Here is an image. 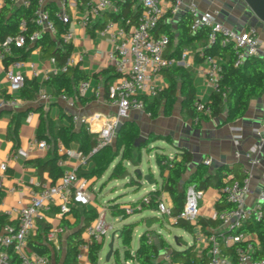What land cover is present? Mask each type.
Masks as SVG:
<instances>
[{
	"label": "crops",
	"instance_id": "0c3cea01",
	"mask_svg": "<svg viewBox=\"0 0 264 264\" xmlns=\"http://www.w3.org/2000/svg\"><path fill=\"white\" fill-rule=\"evenodd\" d=\"M115 1L116 5L104 12L103 15L94 21L88 28L83 27L80 23L86 12L83 0H78L77 6H70L67 8L68 14L71 18V22L67 29H69L74 36L70 43L72 45L70 58L73 59L74 65H79L80 69L89 76V79L87 80L89 82V87L87 88L85 95L77 99V106L75 109L67 108L66 104L59 99L60 94L56 93L53 85L47 82L46 76L51 74L58 67L56 62L52 61V57L48 58L43 56L41 47L33 49L27 59L22 61L24 66L21 68V71L24 73L26 80L29 82L26 88L32 91L37 87V91L34 93L32 99L22 97L20 91L16 94L20 103L15 109L6 108L0 110L3 111L2 114H0V215L7 216L6 212L12 207L18 206V204H28L32 193L40 190V187L37 186V184L40 183V179L34 162H50L54 156H57L58 162L59 160L64 161L63 166H60L58 163L63 171L76 170L79 171V174L88 172L93 166L94 163L91 159L89 160L87 166L81 165L78 159V155L80 154L79 144L75 140L66 144L62 139H55V131L58 126L72 125L74 131L78 132L84 127L86 131L95 135L97 138V131L88 130V126L86 124H81L79 122L75 123L72 116L77 115L81 118L92 119L101 117L102 119H106L116 115L117 113V108L111 105L110 101L105 98L104 88L106 77L99 75L111 66L109 53L113 50L114 46L111 35L104 31V27L108 21H116L114 18L119 13V8L117 6L119 1H128L134 11L141 9L142 6L139 0ZM195 1L202 12L215 15L220 22L232 28L237 33L243 32L245 29L250 27L249 25L241 22L242 12L238 9V4L241 3V0ZM190 2L191 0H183L184 6ZM44 4L46 8L53 13L59 7V0H44ZM162 4L168 11L171 1L164 0ZM4 5L5 1L0 0V9H2ZM184 13H186L184 7L173 17L167 13L161 21V25L164 26L161 35L166 32H171L177 38L178 25ZM116 22L119 25H122L121 19ZM134 25L135 24H132L130 27ZM45 33L53 40L54 47L64 49L66 44L62 40L61 34L59 36H53L48 32ZM260 37L262 44L260 46L259 56L264 58V38L262 35ZM201 49L202 47L198 42L190 45L191 53L187 59L185 67L193 78L199 100L206 102L213 92L206 76L208 65L206 62H196L193 54V51L196 52ZM32 64L35 65L34 69L31 67ZM7 68L3 65L0 52V83L2 86L0 98L11 97L7 91L9 86L6 78ZM34 71H37L38 75H35ZM93 75H98V78H94ZM118 81V77L111 80L109 83V89L112 86H115ZM32 82H35V84H31ZM155 83L162 90L169 85V79L161 73L155 78ZM42 93L47 94L49 96L48 99H41L40 95ZM76 95V91H74L70 96L76 97ZM152 101L153 100H150L149 102ZM14 115H19V117L12 118ZM124 120L127 122H136L140 128V136H143L144 139H147L150 135L167 136L169 138L168 141L159 140L150 145L149 148H153L155 156L157 153H164L170 158H173L183 150L190 151L193 155V160L188 166L186 177L188 174L194 172L200 164L203 163L205 165L204 161L207 158L212 160L210 165H205L208 169L214 166V162H218L222 167L225 166L228 169L233 170L235 173L245 177L244 170L249 168L245 154L251 147L260 145L261 149L259 150L258 155L261 159V164L256 167H250V185L252 194L248 196L247 203L252 204L257 200L258 193L263 185L264 137L255 134L253 129L258 127L264 121V95L258 98H253L249 104L246 114L234 122H227L226 114L223 113L219 118L202 122L199 128H194L191 120L181 114L180 96H178V100L174 106L171 116H164L161 107V112L157 118H152L145 110H132L129 116ZM11 122L13 123L12 129L9 128ZM16 127L17 130L15 131L14 129ZM235 127L242 129L240 132L242 138L238 144L234 140L235 134L238 133L234 131ZM39 134L42 136L41 139L37 138ZM35 138L46 141L50 146L49 149L42 150L37 147H31L30 142ZM19 149L26 150L28 156L22 157L16 155L17 150ZM144 150L148 151V149ZM236 153H239L241 156L237 158ZM155 156L154 159L156 162ZM2 164H6V170L2 169ZM156 170L159 177L157 178L156 175L154 176V171L150 173L149 176L153 177L154 180H152V183L147 182V184L151 186L148 192L155 191L160 187L161 178L157 163ZM216 170L214 169L212 172H215ZM43 178L45 179V185H51V179L47 172L43 174ZM94 180H96V183L92 185ZM97 183L98 180L96 178L89 181L88 190L92 194V199L89 204H71L70 212L65 213L62 216L60 215V209L55 207L51 212L45 213L43 218L38 219L37 226L33 234L35 235L38 231L43 233L45 228L48 227L46 242L52 249V256L50 258L51 264H65L66 240L68 234L80 228L85 223L89 225L99 217L101 210L99 209V204L97 203L98 192L95 189V185ZM148 192H146L144 196ZM129 193L130 192L123 193L124 198H121V196L118 195L117 197L110 199L108 203L103 206V208H108L111 201L123 203L125 204L123 207H128V205H132L141 199H134L132 197L133 195H129ZM220 195L219 190L214 187H210L204 192V195L200 200V221L213 219L214 214L217 213L215 204L220 199ZM160 200L168 201V204L172 205V198L166 192L161 194ZM145 211H148L150 214H146L133 221L137 222L140 227L144 226L145 230L141 232L138 237L136 249L132 250L131 247L132 253H134L139 247L141 236L148 230H151L150 233L154 236L151 241H153L156 245H159L160 240L166 241L176 250H182L186 246L195 245V251L198 252L199 255L208 257V245L204 242L201 244L196 243V235L197 232H199V229L196 226H194L193 231L191 232L181 228L182 233L178 236H174V241H171L169 238L170 236L166 234L165 231H167L170 235H173L172 231L168 228V225L170 224L174 226V224L168 219L162 218L156 210ZM143 212L144 211L135 212L134 216L140 215ZM96 215L97 217L90 220L92 216ZM106 216H109L112 221L121 223L120 229L117 231L121 230L124 224L130 223L129 219L133 217L130 215L129 218L123 220L121 216H113L109 208ZM8 218L12 222L16 220L15 216H10ZM87 218L89 220H87ZM148 220L152 221L149 229L146 228ZM199 220L198 224L202 227L201 230L205 235H239L238 228L234 229L233 233H230L222 226L220 221L218 223L216 222L214 226L208 224L203 227ZM136 227L134 228V231ZM54 230L57 231L56 239L54 241H50L49 234ZM240 235H242L243 243L251 245L258 244V237L256 233L244 230V232ZM82 238H84V232L82 234ZM179 239H181V243H178ZM104 245L105 240L103 248ZM222 249L225 256L227 255L228 257H232L234 254L233 243H224ZM101 251L99 252V261ZM165 254L168 253L163 252L159 258L164 261L165 264H178L166 261L164 259ZM132 262L138 264L134 261ZM78 263L90 264L88 256H85L83 260H78ZM0 264L7 263L0 261ZM9 264L14 263L10 260ZM16 264H19V262Z\"/></svg>",
	"mask_w": 264,
	"mask_h": 264
},
{
	"label": "built area",
	"instance_id": "2783aa9c",
	"mask_svg": "<svg viewBox=\"0 0 264 264\" xmlns=\"http://www.w3.org/2000/svg\"><path fill=\"white\" fill-rule=\"evenodd\" d=\"M10 1L15 5L28 7L31 0H3ZM86 7V12L81 19V25L88 28L94 21L99 19L104 12L113 8L116 5L115 0H83ZM164 0H139L142 8L139 14L137 23L126 28L119 25L116 21L110 20L104 27V31L108 32L113 40V50L109 53L111 66L114 67L115 73L119 75L118 83L110 88V104L117 108L116 115L106 119L99 118H81L73 115L75 123L86 124L88 130L97 131V145L92 153L111 144L115 138V129L119 122L126 119L132 110L144 111L145 102L154 100L161 90L155 83V78L162 73L163 70L177 66H186L187 59L191 53L190 48L185 47L182 51L179 60L168 59L165 53L169 46V37L166 34L159 36L155 35V30L158 24L164 19L167 13L172 17L177 15L184 7L186 12H189L192 17L191 32L195 33L202 27L210 29L209 43H214L218 37H221V45L234 44L236 49L235 66H240L247 56H258L262 40L259 30L250 26L243 32L237 33L232 28L220 22L217 17L210 13H204L200 10L197 2L191 0L189 4L184 6L183 0H170L171 5L168 11L163 7ZM78 0H59V7L55 12L49 11L44 0H38V7L35 10L34 22L38 30L28 36L31 43L36 42L45 32L53 36H57V25L55 20L69 26L71 18L67 8L77 6ZM27 22L22 20L20 29L27 28ZM73 33L67 29L61 33V38L65 44L71 43ZM14 43L16 47H24L27 38L24 35H18L14 39H8L4 46V53L10 54L11 48L9 43ZM1 59L3 54L1 53ZM55 62L54 58L52 59ZM207 63V80L212 90L218 89V81L221 78L222 63L218 57H208ZM68 65H74L73 59L69 58L61 68H56L51 74L46 76L49 81L52 76L64 73ZM24 66L23 62H16L6 69V78L8 80V93L10 98H0V110L11 108L15 109L20 103L16 94H18L25 84V75L21 71ZM34 64L31 65L34 69ZM38 75L37 71H34ZM89 82L84 80L79 85V95L84 96ZM2 86L0 83V91ZM48 95L42 93L40 98L48 99ZM59 99L63 101L67 108L75 109L77 103L74 99L67 96L65 93L59 95ZM195 106L199 111L209 113V109L205 108V103L201 100L195 102ZM241 128H234L238 132L234 136L235 142L238 144L242 138ZM253 132L258 136L264 137V121L258 127L253 129ZM31 147L38 149H49V144L44 140L33 139ZM260 145L251 147L245 154L249 168L244 170L245 177L243 180H235L226 184L222 191L226 195V199L233 207L224 212L215 213L213 219L219 220L225 229L232 231L239 229L242 224L249 220H260L264 217V175L263 185L258 193L257 200L252 203H247V198L252 194L250 185V167H256L261 164V159L258 155ZM16 155L27 157L28 153L24 149L17 150ZM241 155L236 153V157ZM78 159L81 165L87 166L90 160V155L79 154ZM59 165L63 166L64 161L59 160ZM205 165H210L212 160L205 159ZM2 169L6 170V164H2ZM89 183L86 179L81 178L76 170L64 171L62 178L51 185H43L39 191L32 193L28 204H18L6 212L7 217L15 216L16 220L5 225L0 232V261L10 263L7 253L8 249H12L19 264H51V259L45 256H40L31 253L28 248V239L34 233L38 219L43 218L45 213L51 212L55 207L60 209V215L70 212L71 204L87 205L91 202L92 194L89 192ZM204 192L190 186L187 190L186 201L182 211L178 215L173 214V206L167 204L164 200H159L157 204V213L165 219H168L173 224L179 220L189 222L199 229L196 235V243H206L208 245V258L206 261H199L195 264H264V259L255 260L252 257L254 250L253 245L244 244L242 235L236 234H211L205 235L202 232V227L198 224L200 217V200ZM143 204L149 203L148 197H143ZM142 203L134 207H127L126 212L132 214L138 212L142 208ZM108 208L104 207L99 217L90 223L84 230L83 242L79 246L78 260H83L88 256L89 245L92 242H102L106 239L107 233L112 229V224L106 220ZM57 236V231L54 230L49 234V240L54 241ZM147 238L151 240L152 235L148 233ZM226 243L234 244V256L227 257L223 254L222 246ZM164 259L170 261V256L165 254Z\"/></svg>",
	"mask_w": 264,
	"mask_h": 264
},
{
	"label": "trees",
	"instance_id": "16d2710c",
	"mask_svg": "<svg viewBox=\"0 0 264 264\" xmlns=\"http://www.w3.org/2000/svg\"><path fill=\"white\" fill-rule=\"evenodd\" d=\"M117 6L119 8V13L114 18L116 21L121 19L122 26L127 29L132 24L137 23L141 9L134 11L128 1H119ZM37 7L38 0H31V4L28 7L18 6L10 1H5V5L0 9V52L3 54L2 62L4 67L7 68L13 63L25 61L31 51L37 47H41L44 57L54 58L59 68L66 65L67 60L70 58L72 52V45L70 43L66 44L64 49L60 47L56 48L54 47L53 40L50 39L46 33L34 43L28 40V36L38 30L34 22V13ZM22 20H25L28 25L25 30L20 29ZM55 23L58 28L57 36L65 32L68 28L67 25L62 24L60 21L55 20ZM191 23L192 17L189 12H186L179 22L177 38L171 32L164 33L169 37V46L165 53V57L179 60L185 47L190 48V45L198 42L202 49L196 52L193 51L196 62L203 63L208 57H218L220 59L222 63V73L218 81V89L213 90L209 99L204 102L205 108L209 109V113L199 111L195 106V102L199 100V98L196 93L193 78L185 66L171 67L162 71L169 79V85L160 90L158 96L152 102L146 101L144 110L148 112L152 118H157L162 107L163 115L166 117L171 116L178 96H180L181 114L191 120L194 128H199L202 122L219 118L223 113L226 114L227 122H234L246 114L253 98L264 95V58L259 55L247 56L242 65L235 66L236 49L234 48V44L221 45L220 36L214 43H209L210 29L208 27H202L193 33L191 32ZM163 28L164 26H162L160 22L155 30V35H161ZM21 34L27 38L25 46L19 48L11 42L8 44L11 48V53H4V46L7 40L14 39ZM99 75L106 77L104 88L105 98L110 100L109 83L114 78L119 77V75L115 73L113 66H109ZM93 77L98 78V75H93ZM88 79L89 76L80 69L79 65H68L64 73L52 76L47 82L53 85L56 93H65L77 103V99L81 98L79 95V85L82 81ZM28 83L29 82L25 78V84L21 90V95L24 98L32 99L34 93L37 91V87L30 91L26 88ZM31 84H35V82ZM74 91H76L77 95L76 97H71L70 95ZM18 117L19 115H14L12 118ZM12 127L13 123L11 122L9 128L12 129ZM14 130L16 131L17 127ZM140 135V128L136 122H126L115 136L121 159L120 162L114 166L110 174V180L119 178L126 172L123 163L133 160L134 152H137L139 158L137 161L138 163H135V166H138L141 153L144 149L149 150L150 145L159 140H169L167 136L150 135L137 145L136 142ZM37 138L41 139L42 136L39 134ZM55 139H62L66 144L75 140L79 144L80 153L87 156L90 155V159L94 163L93 166L88 172L78 173L79 176L86 179L88 183L94 178L99 180L115 160L114 158L112 161H109L106 155L110 145L92 153L97 145V138L95 135L86 131L84 127L76 132L73 130L72 125L58 126L55 131ZM178 155L170 158L164 153L156 154V163L160 170L161 178L160 187L145 195V197L149 198L148 204H143V198H141L136 203L132 204L131 207L142 203L140 212L145 210H156L161 194L166 192L172 198L173 214L176 216L183 209L188 188L194 186L196 189L203 192L210 187L218 189L221 195L220 199L215 204L217 213L230 210L233 205L227 201L226 195L222 189L226 184L235 180L241 181L244 176L235 173L225 166H221L215 172L211 173L202 163L194 172L188 174L186 177L188 166L193 160V155L188 150H183L178 153ZM117 156H119V154L116 155V157ZM34 164L40 179V187L45 185V179L43 178L45 172L48 173L51 184H56L64 174L63 169L58 165L57 156H54L50 162L41 163L40 161H36ZM150 178L154 180L153 177ZM123 205L125 204L111 201L108 208L113 216H121L123 220H126L131 214L126 212L127 207H123ZM95 217H97V215L92 216L90 220ZM87 220L89 219L87 218ZM216 222L218 223L219 220L208 219L200 221L203 227L208 224L214 226ZM11 223L13 222L7 216L0 215V232L5 225ZM87 226L88 224L85 223L80 228L68 234L66 240L65 264H79L78 250L79 246L84 241L82 234ZM136 226H138L137 222L126 223L122 226L121 242L124 246V262L120 260V254L118 250H116L114 254V264H127L130 260L138 264H165L164 261L159 259L163 252L169 254L172 263L178 264H195L199 261H206L208 258L199 255V253L195 251V245L186 246L182 250L174 249L164 240H160L159 245H156L146 236L151 230H148L141 236L139 247L132 253V236ZM174 226L183 228L189 232L193 231L194 228V225L183 220H179ZM47 229L48 227L45 228L43 233L38 231L35 235L32 234L28 239V248L37 255L51 258L52 249L46 242ZM244 230L252 231L256 233L258 237V244L253 245L254 250L252 257L255 260L264 259V217L260 220L249 219L245 221L239 228V234L243 233ZM229 232L233 233V230ZM178 243H181V239L178 240ZM103 244L104 240L101 243L98 241L90 243L88 249L90 264H98L99 252L102 250ZM7 253L9 259L12 260L14 264L18 263L11 248L7 250ZM233 256L234 254L232 257Z\"/></svg>",
	"mask_w": 264,
	"mask_h": 264
},
{
	"label": "rangeland",
	"instance_id": "374dc122",
	"mask_svg": "<svg viewBox=\"0 0 264 264\" xmlns=\"http://www.w3.org/2000/svg\"><path fill=\"white\" fill-rule=\"evenodd\" d=\"M254 27H256L259 30L260 36L262 35V37L264 38V30H263L262 25L257 24V25H254ZM118 154H119V156L116 157V155H118ZM106 155L109 158V161H112L114 158H115V160L111 163V165L109 166L107 171L102 175V177L98 180V183L95 185V187H96L95 189L98 192L97 203L99 204L98 207L101 210V212L103 211V206H105L110 199H113V198L117 197L118 195H120L121 198H124L123 193L130 192L129 195H133L132 197L134 199L143 198L144 194L146 192H148L151 188V186L149 184H147V182L144 180V175L149 176L150 173L152 171H154V173H153L154 176L156 175L157 178L159 177V174L156 170V162L154 159L155 153L153 151V148L149 149L148 151H146V150L142 151L141 159H140L138 166H135V163H138L137 161L139 159L137 152H134L133 160L125 161L123 163V165L126 168V172L130 173L131 177L123 178V176L126 173L125 172L123 175L120 176V178H115L113 180H109L110 174H111L112 170L114 169V166L116 164H118L120 162V159H121V154H120V152H118V146H117L115 138L111 142L110 147H109ZM138 170L141 171V173H142L141 176L138 175V173H137ZM133 181H135V182H133ZM95 183H96V180H94L92 182V185H94ZM135 187H137V188H135ZM102 188H103V190L101 191ZM165 202L168 204V201H165ZM130 206L131 205H128V207H130ZM134 213L131 214L133 217H131L129 219L130 220L129 222H133V221L139 219L140 217H142L146 214H150L148 211H144L142 214L134 216L135 215ZM106 220L108 223L112 224V229H110L107 233L104 248L102 249V251L100 253L99 264H113L114 263V257L111 258L110 262L106 261V256L108 253V243L110 241V237H111L112 233H114L118 229H120V226H121V223H119L117 221H112L109 216H106ZM168 228L172 231L173 235H170L167 231H165V233L170 236L169 238L171 241H174V236H178L180 233H182L181 228H179L177 226H172L169 224ZM144 230H145L144 226L143 227H140V226L136 227V229L133 233V239H132V245H131L132 250L136 249L137 244H138V237H139L140 233L143 232ZM117 235L118 234H116V236ZM152 238H154V236H152ZM114 248L116 250H118V252L120 254V260L122 262H124V255H123L124 246H123L122 242L120 241V239L117 237H116L115 242H114ZM128 264H135V263H133L132 261H129Z\"/></svg>",
	"mask_w": 264,
	"mask_h": 264
},
{
	"label": "water",
	"instance_id": "95a60500",
	"mask_svg": "<svg viewBox=\"0 0 264 264\" xmlns=\"http://www.w3.org/2000/svg\"><path fill=\"white\" fill-rule=\"evenodd\" d=\"M238 9L242 12L241 22L243 24H247L249 26H254L257 24L262 25L264 30V0H241V3L238 4ZM3 111H0V114H2ZM127 121L123 120L119 122L115 129V134L117 135L120 131V129L123 127V125ZM144 140L143 136H140L136 142L138 145L141 141ZM221 167V164L218 162H214V166H212L209 171L212 172L214 169H219ZM138 175L141 176L142 173L140 170L137 171ZM131 177V174L126 172L123 178ZM144 180L148 183H152V180L150 179V176L144 175ZM152 221L148 220L146 223V228L149 229L151 227ZM116 234H118L117 238L121 239V230L116 231L112 233L111 240L108 245L109 251L106 256V261L110 262L111 258L116 252V249L114 248V242L116 239Z\"/></svg>",
	"mask_w": 264,
	"mask_h": 264
}]
</instances>
